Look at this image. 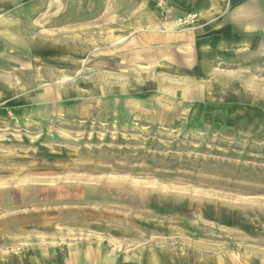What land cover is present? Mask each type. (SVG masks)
I'll return each instance as SVG.
<instances>
[{"label":"rangeland","instance_id":"obj_1","mask_svg":"<svg viewBox=\"0 0 264 264\" xmlns=\"http://www.w3.org/2000/svg\"><path fill=\"white\" fill-rule=\"evenodd\" d=\"M195 1L0 0V264H264V34L127 51L259 10Z\"/></svg>","mask_w":264,"mask_h":264},{"label":"crops","instance_id":"obj_2","mask_svg":"<svg viewBox=\"0 0 264 264\" xmlns=\"http://www.w3.org/2000/svg\"><path fill=\"white\" fill-rule=\"evenodd\" d=\"M171 3L172 2H170V4ZM172 4L171 7L174 8L188 6L183 1H175ZM194 4H196V7L205 8L207 11L209 8H215L219 11L218 9H224L228 6L237 8L255 7L259 10L247 15L244 13L243 16H238L237 20L232 21V23H229L222 11L217 15H211V17L201 23V25L204 23V25H206L205 33L202 30L200 33L197 32L195 35L196 37L194 38V41H197V45L195 42L190 48L183 47L180 42H177L178 40H181V32L177 33L176 31L171 32L162 30L157 33L158 41H155L154 43H143L141 48L134 49L131 47L132 43L130 39L133 29H130L129 27V48H127V51H174V54H177L178 51H208L211 53L216 51H237L240 50L239 47L242 49L244 47L246 48L250 42L256 41V39L261 40L263 38L264 15L261 9L264 7V0H197ZM129 7H133V5L129 3ZM208 12L210 13V11ZM177 13L180 12L177 11ZM167 18H164L165 23L167 22ZM145 21V25L149 23L148 18ZM129 23L132 24L131 22ZM151 40L156 39L154 38ZM199 42L202 43L199 44ZM1 51H7V49L2 48ZM13 51H21V49L18 50L15 48ZM82 98L83 96L79 91H74L73 94H70L66 89H62L61 95L54 98H46L39 101L30 100L28 102H21V100L17 101V99H15L8 103V105L14 107V112H18L20 117L23 115V111L27 110L31 119L44 122L48 118H55L58 111L64 110L66 106L65 103L68 101L79 100ZM39 105H42V107ZM106 261L108 262L109 259Z\"/></svg>","mask_w":264,"mask_h":264}]
</instances>
